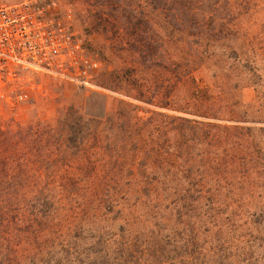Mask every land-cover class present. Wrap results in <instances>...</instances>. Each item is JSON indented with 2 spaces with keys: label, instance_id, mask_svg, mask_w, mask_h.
<instances>
[{
  "label": "trees",
  "instance_id": "1",
  "mask_svg": "<svg viewBox=\"0 0 264 264\" xmlns=\"http://www.w3.org/2000/svg\"><path fill=\"white\" fill-rule=\"evenodd\" d=\"M86 1L97 25L127 35L134 62L102 74L98 88L169 114L114 100L112 111L86 104L52 123L0 120V264H35L43 251L46 264H115L107 261L137 254L150 264L164 249L183 251L180 264H205L194 227L178 241L171 224H152L166 240L141 235L144 222H220L203 204L234 189L225 178L250 174L262 153L252 132L263 128L242 125L264 120L234 101L238 85L230 84L244 68L236 51L250 42L238 22L246 2ZM211 59L225 78L214 88L194 77Z\"/></svg>",
  "mask_w": 264,
  "mask_h": 264
},
{
  "label": "rangeland",
  "instance_id": "2",
  "mask_svg": "<svg viewBox=\"0 0 264 264\" xmlns=\"http://www.w3.org/2000/svg\"><path fill=\"white\" fill-rule=\"evenodd\" d=\"M87 2L56 0L61 11L70 9L73 12L76 31L84 37L92 56L101 63L98 71L101 75L96 81L98 87L101 84L102 74L128 69L134 66V62L126 45L127 35L114 34L109 24L97 25L91 17L94 9L89 8ZM244 2L246 5L244 11L239 12L238 22L247 32L250 42L241 48V52L240 49L236 51V56L241 60L240 65L244 68L239 67L235 70L234 77L238 80L233 78L230 84L232 87L238 85L234 90V101L247 106L251 112H257L255 116L260 114L261 119L264 120V0H244ZM233 63V60H229V64ZM217 67L218 63L214 59L201 62L194 72L195 80L202 86L207 85L212 88L220 86L225 78L218 74ZM248 70L257 72L259 79L250 77ZM34 81L37 87L30 92V99L27 102L11 108L0 99V120H13L22 125L36 121L52 123L62 118L68 110L82 113L86 104H94L96 108L105 106L112 111L115 108L114 100L129 102L143 112L156 110L141 103L128 101L117 94L103 92L99 88L93 90L78 88L47 77L36 78ZM2 92L4 91H0ZM139 115L144 114L140 112ZM242 126L263 128L261 132H252L253 140L263 149L262 153L257 155L258 158L255 157L253 160V171L250 174L240 172L225 178L226 182L233 184L234 189H231L233 191L224 188L220 194H216V198L203 204L218 210L220 222H144L148 226L141 235L144 240L154 238V235L157 237V232L159 239H167L165 237L167 232L159 233L160 229L154 228L152 224L160 227L171 224L177 241L181 237L189 239L193 235L191 232L194 227L200 245L206 249L201 257H210L203 259L202 263L214 264L213 256L221 260L233 256L235 264H264V123ZM105 225L106 223L103 224ZM184 255L186 254L183 251L174 254L170 253L169 249H164L160 258L153 257L150 264H180L185 258ZM144 257L137 254L121 261L115 258L107 263L147 264V257ZM47 258L43 251L36 257L35 264H46ZM138 260H141V263H138ZM101 263L102 261L98 262Z\"/></svg>",
  "mask_w": 264,
  "mask_h": 264
},
{
  "label": "built area",
  "instance_id": "3",
  "mask_svg": "<svg viewBox=\"0 0 264 264\" xmlns=\"http://www.w3.org/2000/svg\"><path fill=\"white\" fill-rule=\"evenodd\" d=\"M100 68L70 9L56 0H0V99L9 107L27 102L40 77L96 89Z\"/></svg>",
  "mask_w": 264,
  "mask_h": 264
}]
</instances>
